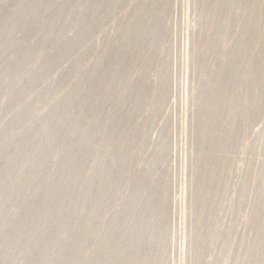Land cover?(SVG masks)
Masks as SVG:
<instances>
[{"label": "rangeland", "instance_id": "rangeland-1", "mask_svg": "<svg viewBox=\"0 0 264 264\" xmlns=\"http://www.w3.org/2000/svg\"><path fill=\"white\" fill-rule=\"evenodd\" d=\"M0 264H264V0H0Z\"/></svg>", "mask_w": 264, "mask_h": 264}]
</instances>
